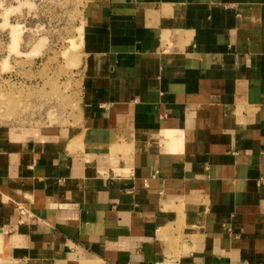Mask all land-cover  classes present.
I'll return each instance as SVG.
<instances>
[{
	"label": "crops",
	"instance_id": "crops-1",
	"mask_svg": "<svg viewBox=\"0 0 264 264\" xmlns=\"http://www.w3.org/2000/svg\"><path fill=\"white\" fill-rule=\"evenodd\" d=\"M66 123L0 124L21 264H264V0H87Z\"/></svg>",
	"mask_w": 264,
	"mask_h": 264
},
{
	"label": "rangeland",
	"instance_id": "rangeland-1",
	"mask_svg": "<svg viewBox=\"0 0 264 264\" xmlns=\"http://www.w3.org/2000/svg\"><path fill=\"white\" fill-rule=\"evenodd\" d=\"M87 0H0V124L66 123ZM0 264H21L0 251Z\"/></svg>",
	"mask_w": 264,
	"mask_h": 264
}]
</instances>
